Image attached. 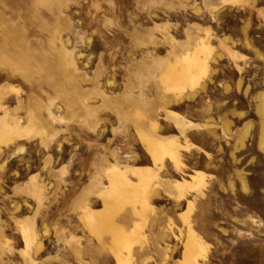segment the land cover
Here are the masks:
<instances>
[{"label":"rangeland","instance_id":"rangeland-1","mask_svg":"<svg viewBox=\"0 0 264 264\" xmlns=\"http://www.w3.org/2000/svg\"><path fill=\"white\" fill-rule=\"evenodd\" d=\"M261 93L264 0H0V264H264Z\"/></svg>","mask_w":264,"mask_h":264},{"label":"crops","instance_id":"crops-1","mask_svg":"<svg viewBox=\"0 0 264 264\" xmlns=\"http://www.w3.org/2000/svg\"><path fill=\"white\" fill-rule=\"evenodd\" d=\"M256 114L259 119L256 125L259 126V131H260L257 136V144L260 146L262 150H264V93H261V102L257 106ZM247 137H248V132L247 134L245 132H243V134L241 133V136L239 137V143L240 144L245 143V141H247Z\"/></svg>","mask_w":264,"mask_h":264}]
</instances>
